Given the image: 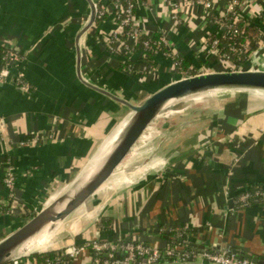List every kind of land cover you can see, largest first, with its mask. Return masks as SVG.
Returning a JSON list of instances; mask_svg holds the SVG:
<instances>
[{
	"label": "crops",
	"instance_id": "1",
	"mask_svg": "<svg viewBox=\"0 0 264 264\" xmlns=\"http://www.w3.org/2000/svg\"><path fill=\"white\" fill-rule=\"evenodd\" d=\"M212 1V14L188 5L175 22L169 0H138L136 22L152 35L166 34L189 68L222 72L207 44L219 31L212 16L226 3ZM242 12L248 19L259 16L255 24L264 34V0H243ZM90 17L86 0H0V43L24 56L12 62L8 80L0 83V201L6 198L4 173L12 167L16 193L30 211L26 216L0 212V242L96 164L131 118L129 108L85 83L137 106L181 79L173 60L163 55L153 60L154 74L144 71L143 61L136 62L132 74L120 71L123 59L104 44V35L115 28L111 20L78 40ZM259 45L241 70L264 71ZM18 75L29 85L27 92L15 85ZM234 95L216 100L206 94L194 101L202 107L193 123L162 120L149 128L108 181V190L30 251L62 250L97 232L108 241L135 239L161 248L170 235L187 231L196 253L238 250L264 263V200L242 211L236 203L240 193L264 188V99ZM175 111L183 112L181 107ZM109 215L112 229H100V220ZM72 264L93 261L86 254ZM192 264L208 263L197 256Z\"/></svg>",
	"mask_w": 264,
	"mask_h": 264
},
{
	"label": "built area",
	"instance_id": "2",
	"mask_svg": "<svg viewBox=\"0 0 264 264\" xmlns=\"http://www.w3.org/2000/svg\"><path fill=\"white\" fill-rule=\"evenodd\" d=\"M171 4V15L175 22L181 20V15L184 13L185 8L189 6H202L207 14H212L215 11L214 2L212 0H169ZM225 6L219 11L218 22H214L219 31L215 37H212V41L207 44L208 52L215 57L218 64L221 66L223 72L241 70L238 66H235L232 62L231 56L224 52L234 51L235 45L230 41L239 35L238 30L233 29L231 25L224 23L227 17L232 16L235 22L238 21H256L259 18L252 17L250 19L243 15V0H224ZM263 1V0H262ZM138 0H103L102 2L95 3L96 8V23L103 24L106 21L111 20L115 28L111 30L105 36L104 44L116 57L123 59V63H126L125 72L132 74L136 70V63L132 60L135 57L134 49L137 44L140 43V38L146 36L152 38V34L142 29L136 22L135 9ZM215 16V15H213ZM212 16V17H213ZM99 21V23H97ZM264 26V22L262 23ZM93 28V27H92ZM161 32V39L155 48L150 44V41L146 40L143 46L147 50H151L155 57L159 55L166 56L173 60V70L180 67L179 57L177 51L170 48V41L168 36ZM264 34H261L259 41V48L264 49L263 42ZM164 47L167 52L162 51ZM0 51L2 54V63L0 67V83L6 82L9 78L10 65L13 61H17L20 58L23 59V55L19 50L11 47L7 43H0ZM149 56L144 54V71L147 74H154L157 68L154 63V59L147 61ZM212 71L209 69L194 68L191 67L187 71L180 72L181 78H187L194 75L208 74ZM15 85L23 92L29 90V85L26 84L23 75H18L15 79ZM196 101V99H195ZM1 123V120H0ZM23 146L26 142L21 143ZM3 184L6 191V198L0 201V212L7 214H15L21 212L24 216L29 215L30 211H27L23 201L18 197L16 193V174L13 168L10 167L4 173ZM264 200V188L260 187L254 194L251 191L246 190L240 193L237 197V209L242 211L248 207H251L254 203ZM64 255L68 256L72 261L75 259L90 254L93 264H158L160 258L165 259L178 264H192L195 257L199 256L208 264H254L253 262L240 259L235 255L228 253L201 251L200 253L189 252L186 247L180 245L178 247L167 246L161 249L159 246H153L146 244L135 239H119L114 241H108L100 237L99 232L95 234L92 239H89L82 243H72L62 249ZM29 255V254H28ZM28 255L20 256L12 261L10 264H31L27 259Z\"/></svg>",
	"mask_w": 264,
	"mask_h": 264
},
{
	"label": "water",
	"instance_id": "3",
	"mask_svg": "<svg viewBox=\"0 0 264 264\" xmlns=\"http://www.w3.org/2000/svg\"><path fill=\"white\" fill-rule=\"evenodd\" d=\"M86 1L91 8V17L88 24L80 32L78 40L92 29L96 23L95 1ZM80 69L81 59L79 53V77ZM85 85L129 108L132 111V116L119 135L115 146H113L93 176L88 180H80L75 183L21 228L0 242V264H10L14 259L25 254L22 251L24 246L45 230H55L59 224L85 205L116 173L152 123L167 107L186 97L207 94L208 91L220 88L264 90V71H222L181 78L158 90L137 106L97 87L89 86L86 83ZM222 252L249 260L254 264H264L257 256L248 255L238 250L229 249L222 250Z\"/></svg>",
	"mask_w": 264,
	"mask_h": 264
},
{
	"label": "trees",
	"instance_id": "4",
	"mask_svg": "<svg viewBox=\"0 0 264 264\" xmlns=\"http://www.w3.org/2000/svg\"><path fill=\"white\" fill-rule=\"evenodd\" d=\"M220 18L218 16H213L212 21L218 22ZM224 23L231 25L233 29L238 30L239 35L235 38H232L230 41L235 45L234 51H227L224 52L228 53L231 56L232 62L235 66H238L239 68H243L244 65L249 61L250 57L252 56L253 52L258 47L259 38L261 36V31L259 29V26L255 24V21H238L235 22L232 18V16L227 17ZM99 23V21H97ZM161 32H155L152 36V38L143 36L140 38V43L135 46L134 53L135 57L132 60L133 63H136L138 61H146L144 59V54H147L149 58L147 61L153 60L156 56L151 50H147L144 48L143 43L148 40L150 41V44L153 48H155V45H157L161 39ZM213 38L210 39L212 41ZM163 52H167V50L162 47L161 48ZM1 53V51H0ZM180 61V67H177L174 72L179 76L180 72L187 71L190 64L182 57H179ZM3 65V63H2ZM204 66H209L208 63H204ZM126 69V63H121L119 70L124 71ZM258 189H260V186L252 187L249 191H251L252 194H254ZM114 225V219L112 215L103 217L98 226L102 230H109L112 229ZM187 231L182 232L180 236L178 235H170L168 239H166L167 245L162 246L161 249L166 248L167 246L171 245L172 247H178L180 245H183L186 247V250L189 252H196L195 247L192 246L187 241ZM163 238V236H162ZM165 238V237H164ZM27 259L31 264H72V260L64 255L63 250H50L48 252H32L28 255ZM163 260H167L164 257L160 258L158 264H163ZM169 261V260H168Z\"/></svg>",
	"mask_w": 264,
	"mask_h": 264
},
{
	"label": "rangeland",
	"instance_id": "5",
	"mask_svg": "<svg viewBox=\"0 0 264 264\" xmlns=\"http://www.w3.org/2000/svg\"><path fill=\"white\" fill-rule=\"evenodd\" d=\"M207 94H209V95H212L213 96V98H215L216 100H217V98H220V99H230V98H237V96H235V95H232V94H230V95H232V97H230V95L229 94H217V93H215V92H213V93H207ZM204 95H206V93H204L203 95H196V96H190V97H186V98H184V99H182V101L181 100H179V101H176V102H174L171 106H169V107H167L163 112H162V114L152 123V125L149 127V128H153V127H156L157 125H159V123H160V121H162V120H165V121H169L171 124H176V125H180V126H182V125H184V124H186L187 122H191V123H193V122H195L196 120H197V118L199 117V115H200V109H199V107H202V104H198V105H195L194 104V101H195V99H196V101L197 102H199V101H201L202 99H203V97H199V96H204ZM218 95V96H217ZM242 95H247V94H242ZM216 96V97H215ZM243 99H245V98H243ZM179 107H181V109H182V111L183 112H181V113H176V109L177 108H179ZM198 107V108H197ZM199 111V112H198ZM172 121V122H171ZM148 132H149V130H147ZM146 131V132H147ZM147 132V133H148ZM146 133V134H147ZM164 136V135H163ZM163 136H162V138H163ZM111 145H109V147H110ZM109 149V148H108ZM107 149V150H108ZM107 150H105V153L107 152ZM105 153H103V156L105 155ZM120 168H121V166L118 168V170L116 171V173L117 172H119V170H120ZM81 171H83V169L81 170ZM86 173H87V171H85L83 174H82V176L84 177V175H86ZM81 176V177H82ZM80 177V178H81ZM82 177V178H83ZM77 182V181H76ZM75 182V183H76ZM75 183H73L72 184V186L75 184ZM108 183V182H107ZM107 183L92 197V198H90V200H88V202H90L91 201V203L93 202V201H96V199H97V194L101 191V190H108L107 188ZM70 188V187H69ZM67 190H68V188H67ZM66 190V191H67ZM65 191V192H66ZM64 192V193H65ZM61 196V195H60ZM60 196H58L57 198H59ZM96 197V198H95ZM56 198V199H57ZM87 202V203H88ZM86 203V204H87ZM85 207V206H84ZM85 209V208H84ZM75 214H76V212H74L72 215H70L67 219H70L71 217L73 218L74 216H75ZM66 219V220H67ZM32 252H34L33 250L31 251V252H27V253H25V254H23V255H20V256H24V255H28V254H31Z\"/></svg>",
	"mask_w": 264,
	"mask_h": 264
},
{
	"label": "bare ground",
	"instance_id": "6",
	"mask_svg": "<svg viewBox=\"0 0 264 264\" xmlns=\"http://www.w3.org/2000/svg\"><path fill=\"white\" fill-rule=\"evenodd\" d=\"M217 93V94H236V95H241V94H247L250 97H254V98H259V99H264V90H257V89H241V88H220V89H215V90H211L208 91V93ZM200 95V94H199ZM199 97H204V96H199ZM182 101V100H181ZM123 130V129H122ZM121 130V132H122ZM120 132V134H121ZM119 134V135H120ZM116 138V140L113 142V144L109 147V149L107 150V152L105 153V155L100 158V160L92 165L88 170L86 175H84V177L80 178L79 180H77L76 183H78L80 180H88L91 176H93V174L96 172V170L99 168V166L102 164V162L104 161L105 157L109 154V152L112 150L113 146H115L118 138ZM102 156V155H101ZM72 186V185H71ZM70 186V187H71ZM69 189V188H68ZM54 202V201H53ZM52 203V202H51ZM50 203V204H51ZM61 224H59L57 226V228L60 226ZM54 231V230H53ZM53 231H48L45 230L44 232H42L39 236H37L35 239H33L31 242H29L26 246L23 247L22 251L23 253H27V252H31L30 250L32 249V247H34L35 244L39 243L40 240L45 239L46 236H48L50 233H52Z\"/></svg>",
	"mask_w": 264,
	"mask_h": 264
}]
</instances>
